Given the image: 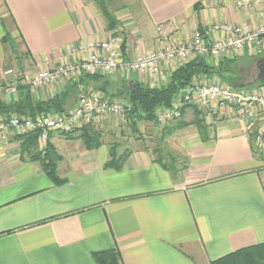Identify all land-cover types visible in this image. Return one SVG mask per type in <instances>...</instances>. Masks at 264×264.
<instances>
[{
    "label": "crops",
    "instance_id": "0c3cea01",
    "mask_svg": "<svg viewBox=\"0 0 264 264\" xmlns=\"http://www.w3.org/2000/svg\"><path fill=\"white\" fill-rule=\"evenodd\" d=\"M237 1L127 0L112 8L106 2L116 20L108 29L96 0H0V100H15L20 93L17 88L7 94V85H27L40 70L84 58L89 41L115 38L128 60L158 49V25L178 43L215 23L253 29L264 21L263 5L237 9ZM252 55L245 49L240 56ZM207 58L213 65L218 61ZM184 63L164 62L162 76L135 71L126 77L118 70L104 79L77 77L61 88L29 89L46 100L73 82L79 95L103 85L108 97L117 99L110 95L122 81L163 86ZM193 118L185 108L182 119ZM92 129L101 134V144L91 149L79 131L71 138L50 134L56 173L64 180L59 185L22 152L15 135H0V264H97L92 253L111 248L118 250L120 264H210L264 243V161L251 149V130L229 111L214 116L206 140L194 124L164 136V148L178 158L176 171L154 160L127 120L108 119ZM113 143L117 154L129 147L120 169L105 166Z\"/></svg>",
    "mask_w": 264,
    "mask_h": 264
},
{
    "label": "built area",
    "instance_id": "2783aa9c",
    "mask_svg": "<svg viewBox=\"0 0 264 264\" xmlns=\"http://www.w3.org/2000/svg\"><path fill=\"white\" fill-rule=\"evenodd\" d=\"M263 5L264 0H238L237 9H249ZM158 49L138 54L123 60L115 38L89 41L83 49L87 55L54 68L36 72L26 84L32 91L54 84L61 88L66 80L82 74H112L121 71L126 77L130 73L147 72L163 75L162 65L166 61L179 59L187 62L197 56L219 58L237 57L248 49L253 54H264V21L253 29H246L232 22L215 23L208 32L195 29L188 40L174 43L162 25L156 27ZM210 33L214 36L211 37ZM3 91L16 94L17 86L7 85ZM193 105L202 110L207 124L214 116L229 111L251 130L257 123L254 144L264 147V86L250 90L234 89L217 77L209 81L193 79L184 94L170 108H158L156 122L165 125L182 117V109ZM130 105L124 99H111L95 91H83L74 107L66 112L45 113L32 116L11 114L0 116V135H21L37 132L39 145L45 147L52 132L67 134L84 125H98L108 119L125 121Z\"/></svg>",
    "mask_w": 264,
    "mask_h": 264
},
{
    "label": "trees",
    "instance_id": "16d2710c",
    "mask_svg": "<svg viewBox=\"0 0 264 264\" xmlns=\"http://www.w3.org/2000/svg\"><path fill=\"white\" fill-rule=\"evenodd\" d=\"M102 15L108 22V29H113L116 24L115 17L107 9L105 0H96ZM199 7V6H197ZM6 35H8L6 33ZM125 43H122V51L124 50ZM264 54H254L252 57H219L216 64H211L208 56H197L183 65L173 70L167 83L163 86L150 87L139 81L127 82L122 81L119 88L111 93L117 99L122 98L130 105V112L127 115L128 125L135 135V139H143V132L138 127L141 124L150 126H158L155 119V112L158 108H170L173 106L174 101L178 98L181 92L186 89L198 76L212 75L220 79L221 82L226 83L231 88L239 89L242 87H261L264 82L256 81L253 84H248L240 87L235 82L238 75V66L241 63L256 62V60ZM104 74H82L79 80L85 81L86 79H104ZM20 90L17 98L12 101L0 100V116H9L11 114L32 116L45 113H60L71 110L74 105L69 108L70 102H77L79 97L77 83L73 82L56 96L40 100L29 89L28 85L17 86ZM108 97L109 91L102 85L98 89H92ZM110 98V97H109ZM193 112L194 118L191 122L184 121L182 117L176 121H171L166 127L161 128L162 143L164 136L170 135L172 131L184 128L190 124H194L197 128L198 134L202 140L208 138V124L205 122L203 112L193 105H189ZM184 109H182L183 115ZM257 123L251 127L249 134V141L254 155L264 161V147L259 149L254 144V137L256 133ZM79 131L78 137L82 138L88 148H96L101 144V134L92 129L91 125H84L76 129L72 133L62 134L66 138H71L72 134ZM21 141L22 152H27L29 158L38 160L41 163L43 170L48 178L56 185L64 183L56 173V158L53 146L46 142L45 147L39 148V140L37 132H28L21 135H15ZM264 139V138H263ZM163 144V143H162ZM118 144L113 143L110 146L109 155L110 159L105 164L106 167L120 169L123 161L128 155V150L125 149L122 154H117L116 148ZM154 160L163 166L166 170L176 171L178 158L171 152L163 147H155L152 149ZM182 164L185 162L181 161ZM92 257L97 264H120V254L116 248H111L103 251L92 253ZM210 264H264V243H259L253 246L240 248L227 255L219 257L210 262Z\"/></svg>",
    "mask_w": 264,
    "mask_h": 264
},
{
    "label": "rangeland",
    "instance_id": "374dc122",
    "mask_svg": "<svg viewBox=\"0 0 264 264\" xmlns=\"http://www.w3.org/2000/svg\"><path fill=\"white\" fill-rule=\"evenodd\" d=\"M125 1L127 0H105V2H108V4H110L111 8L114 6H118V5H122L123 3H125ZM130 8V7H129ZM257 75V68L255 66V62H243L238 66V75L236 76L235 82L237 84L241 86H245L248 84H253L255 83V78ZM255 88H259V87H254ZM241 90L247 89H253V88H249V87H242L239 88ZM161 128L162 125L158 124V126L154 127H150V126H142L140 131L143 132V135L149 138H143L142 142H145L146 144L148 143L149 147L151 149L155 148V147H163L164 148V143L162 141V143H160L161 137H162V133H161ZM135 137V135H134ZM127 150L129 149V147L126 148Z\"/></svg>",
    "mask_w": 264,
    "mask_h": 264
},
{
    "label": "water",
    "instance_id": "95a60500",
    "mask_svg": "<svg viewBox=\"0 0 264 264\" xmlns=\"http://www.w3.org/2000/svg\"><path fill=\"white\" fill-rule=\"evenodd\" d=\"M255 66L257 68L256 81L264 82V55L256 60Z\"/></svg>",
    "mask_w": 264,
    "mask_h": 264
},
{
    "label": "flooded vegetation",
    "instance_id": "af4514ba",
    "mask_svg": "<svg viewBox=\"0 0 264 264\" xmlns=\"http://www.w3.org/2000/svg\"><path fill=\"white\" fill-rule=\"evenodd\" d=\"M254 81L256 82V79Z\"/></svg>",
    "mask_w": 264,
    "mask_h": 264
}]
</instances>
